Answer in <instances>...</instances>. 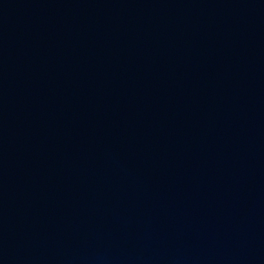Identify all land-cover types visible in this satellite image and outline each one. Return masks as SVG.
I'll return each mask as SVG.
<instances>
[{
    "label": "water",
    "instance_id": "obj_1",
    "mask_svg": "<svg viewBox=\"0 0 264 264\" xmlns=\"http://www.w3.org/2000/svg\"><path fill=\"white\" fill-rule=\"evenodd\" d=\"M0 264H264V0H0Z\"/></svg>",
    "mask_w": 264,
    "mask_h": 264
}]
</instances>
